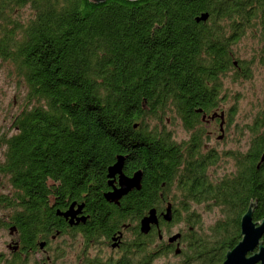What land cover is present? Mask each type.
Instances as JSON below:
<instances>
[{"label": "trees", "instance_id": "1", "mask_svg": "<svg viewBox=\"0 0 264 264\" xmlns=\"http://www.w3.org/2000/svg\"><path fill=\"white\" fill-rule=\"evenodd\" d=\"M203 11L206 19L195 21ZM246 31L257 37L264 65V0H0V66L24 88L12 131L0 130V177L9 185L0 206L17 226L22 252L12 264H27L50 234H72L55 212L74 198L86 201L89 217L78 227L86 236L134 222L133 250L115 264H150L170 250L161 231L137 228L149 208L163 204L159 193L171 194L172 223L183 212V260L220 263L240 237L249 199L252 219L264 217V161L256 166L264 91L245 125L246 150L229 151L233 170L214 180L207 161L181 158L178 146H194L192 137L176 142L163 122L176 118L189 129L196 105H217L227 70L232 79L250 76L249 61L234 59L231 48ZM120 153L124 171L140 168L143 176L115 205L101 190L106 166ZM191 203L218 209L207 232ZM260 240L264 245V232Z\"/></svg>", "mask_w": 264, "mask_h": 264}, {"label": "rangeland", "instance_id": "2", "mask_svg": "<svg viewBox=\"0 0 264 264\" xmlns=\"http://www.w3.org/2000/svg\"><path fill=\"white\" fill-rule=\"evenodd\" d=\"M22 12L23 16L29 14L27 8H23ZM259 45L260 43L257 37L251 35L248 31L231 45L233 58L249 61L251 73L248 77L232 79V70L230 69L220 78L221 86L218 94L217 107L228 110L229 120L225 140L214 144L217 149H238L244 151L247 148L249 133L245 125L250 123L252 117L261 108L264 91V65L260 60L261 51ZM23 94L24 88L17 85L15 78L7 74L6 66H0V130L12 131L10 124L11 118L20 110L23 104ZM165 123L166 121L164 120V127L171 132L173 139L177 140L179 136L184 135L183 131L179 128V121L176 118H169V123ZM221 157L223 158L221 159ZM231 170H233V159L231 155H223L221 153L220 159L208 167L206 174L210 179L214 180L221 174ZM172 191L173 189L170 190L171 193ZM7 192H9V185L4 177H0V193ZM190 208L198 213V225L201 226L200 230L204 232H207L208 226L220 214L216 207L208 209L202 204L191 203ZM3 211H6V209L0 206V219L2 218ZM178 217L179 219L175 222L172 223L171 221V224L160 227L162 241H166V238L177 232V230L183 229L182 232L185 231L187 225L181 220V217H183L182 211L178 214ZM8 238L7 229L1 225L0 264H6L4 258L8 255V252L5 243ZM83 242L85 240L81 234L75 231L72 234L65 232L55 236L48 244L49 248L47 252L50 255V259L44 261L43 264H81V258L85 255L92 256L96 249L95 247H91V244H95V242H90L86 246L88 249L83 250L81 246ZM183 244V240L179 238V247L183 248ZM40 255H44V253H41L36 248L28 254L27 264H35V261L41 263ZM183 259L184 257L180 252L173 253L170 248L166 253L154 257L150 264H188Z\"/></svg>", "mask_w": 264, "mask_h": 264}, {"label": "flooded vegetation", "instance_id": "3", "mask_svg": "<svg viewBox=\"0 0 264 264\" xmlns=\"http://www.w3.org/2000/svg\"><path fill=\"white\" fill-rule=\"evenodd\" d=\"M197 106L198 105L195 106V114H196V117H194L195 120L193 121V123L189 129H185L183 127V124L181 123V121L178 120L179 121V128H180V130L183 131L184 135L179 136L177 140H175V139L174 140L178 143H183V142H186L190 138V136L192 137V139L194 141V146L186 147L185 145H179L177 150H180L181 158H183V159L191 158V160L195 161V160L202 158L203 161H207L206 162L207 165H206V169H205V174H206L208 167L212 166L215 161L220 159L221 153H223V155H228L229 151L238 150V149H223V150H221V148L217 149L214 146V144L216 142H223L225 140L227 126H228V120H229L228 110L227 109H221V108L217 107V105L210 106L207 108H202V107L200 108ZM214 112H216L217 115H213L212 117H210V115ZM220 112H222L221 118L218 115ZM165 121H166V123H169L168 118H165ZM171 137L173 138L172 134H171ZM188 150L192 152V155H190V156L186 155ZM239 151L243 152L242 150H239ZM0 155H1V152H0ZM122 155H123V161H122L121 169H122L123 174L129 176L136 169H139L141 171L140 168H136L130 172H125L123 169L125 155L124 154H122ZM204 158H207V159L204 160ZM222 158L223 157H221V159ZM182 171L180 173L184 177L186 175V173L182 172ZM142 176H143V174L141 171L140 184H141ZM208 178H209V176H208ZM106 180L107 179H106V175H105V182H106ZM111 186H115V187L117 186V174L114 175V178L111 182V185L107 184V182H106V187L104 189H102L101 192L110 190ZM131 189H135V188H131ZM130 190H128V191H130ZM83 194H84V192H83ZM125 194H123V195H125ZM101 196L104 198L103 193H101ZM121 197L118 199L117 203H114L112 201H108V202H111L115 205H118ZM159 197L162 199L163 204L158 209L154 208L156 219H157V225H151L147 232H149L151 228H154L156 231H160V229H161L160 227H164L165 226L164 223L170 222L172 219L173 213L175 212L176 206L172 203L171 194L163 195V194L159 193ZM71 201H74V204L72 206L73 211H75L77 209L78 205L80 204L79 210L77 209L74 212L73 222H68V219L64 218L62 215L58 214V216H60L62 218V220L66 223V225L70 227L69 229H72V227H74L73 231L81 234V236L85 240V242L81 243L83 250L88 249V248H86V246L90 242H95V244L94 243L91 244L92 245L91 247L96 248L95 252H93L92 256L85 255L84 257L81 258L80 263L82 261H84L86 258L87 259L91 258V259L97 260L98 264H104V263L105 264L106 263L115 264L120 257H122L124 254L128 255L130 253V251L133 250V247H131V246L133 244V239H134V222L132 220H126L125 222L121 223L120 225L118 224L117 226L107 228L103 232L99 231L98 236H92V237L86 236L78 228L80 225H83L85 223V221L88 220V217H89V211L87 210V207H86L87 206L86 201L83 198L71 199L60 210L66 209ZM168 201L171 203V204L169 203L170 204L171 217L169 220H165L162 217V214L165 212V207H166ZM52 202H53V199H51L50 203H52ZM100 213H101V211L98 210V214H100ZM8 214H9V212L3 211L2 218L0 219V221L2 220V221H4V223H7L4 226L2 225V227H5L7 229V234L9 237L5 243V247L7 249L8 255L4 259L6 261V264H8V263L12 264L13 261L14 262L15 261L20 262L22 252L19 248L20 237L18 236L17 226L15 223H12L9 220ZM80 216H84L83 221L78 220L77 222H74L75 217H80ZM11 225L14 226V229L10 233L8 229ZM137 228H138V226H137ZM182 230L183 229L177 230V232L180 233V235L177 239H179V238L181 239ZM138 231H139V229H138ZM143 234H145V233H143ZM54 237H55L54 234H50L47 242L45 241V239H43V241H44L43 246L41 248L40 247L37 248L38 250L41 251V253H44V255H40V257H39V258H41L40 264H43L44 261H48L50 259V255L47 252V250L49 248L48 244H49V241L51 239H53ZM87 237H89V238H87ZM161 237H162V234L160 235V237H158V239H161ZM114 242H115V244L113 245ZM165 242L167 243L168 247L174 248V241L173 242L165 241ZM97 243H98V245H97ZM95 245H97V246H95ZM86 252H88V251H86Z\"/></svg>", "mask_w": 264, "mask_h": 264}, {"label": "water", "instance_id": "4", "mask_svg": "<svg viewBox=\"0 0 264 264\" xmlns=\"http://www.w3.org/2000/svg\"><path fill=\"white\" fill-rule=\"evenodd\" d=\"M95 3L102 0H90ZM207 17V12H200L194 17L195 21L205 20ZM198 110V109H197ZM217 115L216 112L212 113L210 117ZM220 118L222 117V112L218 114ZM136 123H132V126H135ZM122 161L123 155L116 154L115 159L112 163L106 166V182L111 185V182L114 178V175L117 174V186H111L110 190L104 191L103 196L107 201H112L114 203L118 202V199L125 194L131 188H139L140 186V177L141 171L139 169L134 170L131 175L127 176L122 172ZM264 161V151L259 155L256 166L260 162ZM74 201H71L68 207L64 210L56 209V214L62 215L64 218L68 219V222H73L74 212L80 208L78 205L75 211L72 210ZM252 205L254 206V201L249 202L245 211L240 215L239 218V239L224 252L223 259L218 264H264V245L260 240L261 234L264 232V217L259 220H253L251 217ZM162 217L165 220H169L171 217L170 213V204L167 203L165 207V212L162 214ZM84 216L75 217V221H83ZM151 225H157V219L155 215V210L153 207L147 210V213L144 214L138 222V229L141 233H146ZM14 229V226L9 227V232L11 233ZM180 233L175 232L169 235L166 238L167 242L174 241L173 253H178L180 248L176 239L179 237ZM160 237V235H158ZM44 244L43 240L38 242V247H42ZM115 242L113 243V245Z\"/></svg>", "mask_w": 264, "mask_h": 264}]
</instances>
